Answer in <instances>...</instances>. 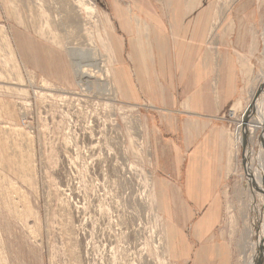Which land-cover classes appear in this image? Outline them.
<instances>
[{
	"label": "rangeland",
	"instance_id": "obj_1",
	"mask_svg": "<svg viewBox=\"0 0 264 264\" xmlns=\"http://www.w3.org/2000/svg\"><path fill=\"white\" fill-rule=\"evenodd\" d=\"M77 1L0 0V264H198L200 253L191 242V231L187 249L170 223L168 191L156 179V163L162 170L171 162L156 152L160 145H155L166 137L161 129V91L175 81L162 79L161 64L134 62L130 54L131 49L140 50L138 26L149 28V39L143 40L145 51L147 41L148 51L153 55L155 51L157 33L151 16L141 9L157 14L167 30L165 40L172 44L180 27L172 23L178 19L172 10L205 8L207 21L201 26L210 40L202 53L217 58L203 64L214 74L206 79L211 94L217 91L214 78L219 80L218 72L223 78L227 67L222 62L230 49L225 18L240 0H89L95 5L92 15L75 5ZM250 1L258 15L249 36L255 39L248 48L252 58L240 55L239 65L234 62L245 108L249 93L263 83L264 71V0ZM221 6L228 8L217 17ZM43 11L55 19L53 32L59 45L46 33L51 30L43 28ZM56 12L60 14L54 16ZM87 40L89 47L91 42L97 47L110 71L115 101L107 100L98 87L88 93L79 84L78 60L66 49L75 46L72 51L85 57ZM132 40L136 43L131 48ZM241 58L251 66L250 89ZM142 73L146 78H140ZM45 83L49 90L42 89ZM178 84L177 80L176 89ZM242 114L231 118L227 114L231 121L227 129L234 135ZM136 125L142 131L134 136ZM229 131L227 140L233 135ZM261 133L262 129L252 138L258 151L263 146L261 135H256ZM228 151L226 146L219 191L222 204L207 264H246L253 256L251 251L243 253L249 226L258 215L251 210L255 201L248 190L244 150L242 145L234 148L236 157L230 166ZM258 156L252 154L256 169ZM253 231L250 241L256 242L257 229Z\"/></svg>",
	"mask_w": 264,
	"mask_h": 264
},
{
	"label": "crops",
	"instance_id": "obj_2",
	"mask_svg": "<svg viewBox=\"0 0 264 264\" xmlns=\"http://www.w3.org/2000/svg\"><path fill=\"white\" fill-rule=\"evenodd\" d=\"M251 4L250 0H240L225 18L224 35L226 46L230 49L222 56V62L227 64L223 78L220 77L221 72H218L219 80L214 76L218 83L213 84L217 91L212 93L210 89L212 96L206 79L214 74L209 65L203 67V64L215 62L217 58L202 53L210 40L206 37V29L201 26L203 20L207 21L204 17L208 14L205 8L177 6L172 10L174 15H178V19L172 20V23L180 26L175 34L172 33L176 39L172 44L165 40L167 30L163 28L157 14L151 9H141V13L145 11L147 16H151L149 18L157 33L154 55L152 50L149 52L147 49L146 55H143L140 50L131 49L132 61H142L144 64L148 61L157 62L161 64L162 79L175 81L168 82L167 89L164 87L161 91L162 104L159 110L164 118L161 129L166 137L155 141V145H160L159 149L156 147V152L162 157L168 156L171 162L162 170L159 161L156 163V179L168 191V205L175 208H171L170 223L180 233L187 249L190 248L187 232L191 231V242L200 253L198 264L209 263L219 219L218 207L222 204L219 191L224 182L227 128L231 122L227 114L231 118V107L240 96L234 62L239 65L240 55L252 58L248 48L254 46L255 39L249 36L253 28L252 21H257L258 15L253 12ZM126 10L130 12L129 8ZM218 46H222L221 39ZM141 76L145 77L146 74L142 73ZM177 80L179 84L176 89ZM153 126L156 128V125ZM169 192L173 197H170Z\"/></svg>",
	"mask_w": 264,
	"mask_h": 264
},
{
	"label": "bare ground",
	"instance_id": "obj_3",
	"mask_svg": "<svg viewBox=\"0 0 264 264\" xmlns=\"http://www.w3.org/2000/svg\"><path fill=\"white\" fill-rule=\"evenodd\" d=\"M77 4L79 5L80 8H82L89 15H92L95 12V5L93 3H91V1H89V0H78L75 5H77ZM226 8H228V7L221 6L220 8H218L220 12L216 13L217 17L219 14L224 13ZM57 14L58 13L56 12V14L54 16H56ZM42 17L44 18L43 28L51 30V31L47 30L48 32L46 31V33L50 34L52 36L50 38L53 39L54 42H57V44L59 42V44H60V41H58L59 38H57L55 35V32H53L55 27L53 24L54 22H52V20H55V19L51 20V18H50L51 16L48 13H45L44 11H43ZM55 18H57V17H55ZM63 20L64 19H62V21ZM67 23H68V21H67ZM67 23H66V26L70 25V23H68V24ZM64 25H65V23H64ZM72 26H74V25H72ZM70 27H71V25H70ZM67 28H69V27H67ZM76 28H78V27H76ZM73 29H74V27H73ZM148 29L149 28L147 26L145 28H143V26H138V30H137V32H138L137 43H138L140 51L143 55H146V53H145L146 52L145 51V41H143V40L149 39ZM55 31L57 32V29ZM70 32H71V30H70ZM74 32L75 31H73V33ZM42 33H44V32H42ZM63 34L66 35L65 32H63ZM44 35H45V33H44ZM79 35H80V33H79ZM61 36L62 35H60V37ZM67 37H68V35H67ZM70 37H69V40H70ZM62 39L65 40L64 38H62ZM53 40L50 42H53ZM72 40H74V39H72ZM81 40H83V39H81ZM79 41H80V39H79ZM88 41L89 40H87V46L88 47L86 45H84V48H83V51H84L85 47H87V49H85L87 52L85 57H81V54H83V53L80 51L79 52L72 51V49H75V46L74 47L70 46L66 49V50H68L69 53L73 52L74 54L71 53L72 56H74V58L78 60V63L77 64L75 63V64L77 65L76 76L78 78L79 84H81L82 87H85L84 89H85V91H88V93H89V91L92 90L93 87H98L99 90H101L102 92L103 91L105 92V96H107V100L115 101L117 94L115 91L114 84L110 80V78H111L110 71L106 67L105 61L103 60L101 55H99L97 47L93 46L91 41H90L91 46L89 47ZM54 42H53V44H54ZM69 42H71V41H69ZM147 42H148L149 48L151 49L150 42L149 41H147ZM69 44H71V43H69ZM78 44L76 45V47L80 48L81 46H78ZM60 48H62V47H60ZM81 49H82V47H81ZM240 66L242 69V75H243L245 82H246L245 84L247 86V89H250L252 86V83H253V79L251 77V75H252L251 66L248 65V63L246 62V60L244 58L240 59ZM262 75H263V81L262 82H264V71H263ZM48 86L49 85H47V83H45L41 87H42V89L49 90ZM250 91H252V90H250ZM255 93H256V90L249 93L250 94L249 97L251 98L250 104H251V102L255 96ZM68 94L72 95L73 93H68ZM262 94L259 97V99L256 101V105L254 107L255 118L253 119V117L251 116L249 124H248L250 138H253V136H255V134L259 130L262 129V133H261L259 142L261 143L263 148L261 149V152L259 153V156L257 158V163H258L257 169L253 167V161H252V154L253 153L249 151L248 154H246V156H245L246 162H247V164H246L247 174H245V175H246V177L249 175L250 178H253L255 181V188L252 186H249V187H251V189H248L251 192H253V194H254L253 201H255V203H252V206H251L252 209L251 210L253 212L255 211L258 214L255 219H252L251 227L249 226V232H248V235H246L248 237V239H247L248 241L246 242V245H244L243 253L247 254L248 252L251 251L252 252L251 254H253V256L250 255L251 257L249 259H247V261L245 262L246 264H264V91ZM62 98L64 99V98H68V97L65 96ZM249 105H248V107H249ZM247 108H245L243 106V102L241 99H237L232 105L231 113L233 115H236V114L243 111V114H244V112L246 111ZM252 119H253V121H251ZM243 130H244L243 121L241 119L239 121V123L237 124L235 135H234V133H232V131H229L234 135V137H232L233 135L231 134L232 136L227 140V143H226V146L229 148V151H228V164H229V166L232 165L233 159H235V157H236V153H234V148L242 145V132H243ZM232 141L234 142L233 146L231 145ZM250 182H251V180L249 179L248 183L250 184ZM246 187H247V182L244 183V189ZM258 201H259V203H258ZM154 203H155V200H154ZM254 227H255V229H257V234H256L257 240H256V242L250 241L251 237L254 236V234H255V232L253 231ZM250 228H252V229L250 230Z\"/></svg>",
	"mask_w": 264,
	"mask_h": 264
},
{
	"label": "water",
	"instance_id": "obj_4",
	"mask_svg": "<svg viewBox=\"0 0 264 264\" xmlns=\"http://www.w3.org/2000/svg\"><path fill=\"white\" fill-rule=\"evenodd\" d=\"M264 91V82L261 83V85L259 86V88L257 89L256 93H255V96L251 102V104L249 105V107L246 109L243 117H242V121H243V132H242V148L244 151H246L249 147V139H250V136H249V127H248V124H249V121H250V118L251 116L254 117L255 116V113H254V107L256 105V101L259 99V97L261 96V94L263 93ZM246 157L245 155H243V166L245 168V173L247 174L246 172ZM247 179L249 181V179L251 180L250 184L252 187L255 188V181L253 178H250V176L248 175L247 176Z\"/></svg>",
	"mask_w": 264,
	"mask_h": 264
},
{
	"label": "built area",
	"instance_id": "obj_5",
	"mask_svg": "<svg viewBox=\"0 0 264 264\" xmlns=\"http://www.w3.org/2000/svg\"><path fill=\"white\" fill-rule=\"evenodd\" d=\"M245 113V112H244ZM244 115V114H243ZM243 117V116H242ZM255 118V117H254ZM252 121V120H251ZM115 125H117V120L115 119ZM142 130L139 129L138 125H136V129H135V134L134 136H136L137 134H139ZM261 134H257L256 137L260 136ZM139 139V137L137 138ZM257 141V139H255ZM258 142V141H257ZM260 144V143H259ZM254 147H255V143H254V139L250 138L249 139V147L246 151H244V155L246 156V154H248V152H252L254 155H258L261 150H257L258 148L255 147V151H254ZM262 147V146H261ZM257 162V161H256ZM254 164H255V161H254Z\"/></svg>",
	"mask_w": 264,
	"mask_h": 264
}]
</instances>
